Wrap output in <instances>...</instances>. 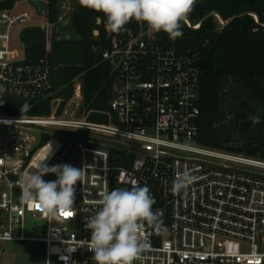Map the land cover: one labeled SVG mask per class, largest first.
I'll use <instances>...</instances> for the list:
<instances>
[{"label": "built area", "instance_id": "built-area-1", "mask_svg": "<svg viewBox=\"0 0 264 264\" xmlns=\"http://www.w3.org/2000/svg\"><path fill=\"white\" fill-rule=\"evenodd\" d=\"M71 11L70 0H63L54 24L45 11L46 59L29 63L13 46L12 34L18 25L33 24L30 14L0 10V99L39 100L51 94L47 56L56 25L66 22ZM103 59L113 83L108 112L84 111L81 118L68 119L57 114L60 99H55L49 116L0 115V245L40 241L45 264L53 259L96 264L86 244L91 236L86 224L99 208L96 202L105 190L139 184L149 187L153 211L163 212V231L146 227L149 248L134 264H264V159L197 142L198 52L140 23L138 30L113 37ZM81 87V82L75 85L79 100ZM91 112L107 114L108 123L88 122ZM32 128L41 137L57 129L66 132L78 152L79 169L86 171L75 188L74 205L54 217L37 202L20 198L17 181L28 172L26 160L39 145L29 133ZM62 147L59 142L58 152ZM184 170L197 179L186 192L174 194L172 182Z\"/></svg>", "mask_w": 264, "mask_h": 264}, {"label": "trees", "instance_id": "trees-1", "mask_svg": "<svg viewBox=\"0 0 264 264\" xmlns=\"http://www.w3.org/2000/svg\"><path fill=\"white\" fill-rule=\"evenodd\" d=\"M18 1L2 0L0 10H13ZM45 1L47 21L57 23L63 0ZM70 1L69 23L56 25L47 56L53 70L51 94L39 100L3 97L0 115L49 116L55 99H60L57 114L61 115L74 96L78 79L82 86L80 112L109 111L113 83L103 53L113 37L138 30L140 23L132 21L120 33H111L105 28L102 13L82 7L79 0ZM212 13H218L226 23L221 25ZM188 20L191 26L184 21L183 36L174 41L199 54L201 113L197 142L264 159V0H197ZM159 34L171 40L166 33ZM25 103L29 108L21 113ZM253 115L260 117L258 124L249 119ZM50 133L41 137L32 154L48 143Z\"/></svg>", "mask_w": 264, "mask_h": 264}, {"label": "clouds", "instance_id": "clouds-1", "mask_svg": "<svg viewBox=\"0 0 264 264\" xmlns=\"http://www.w3.org/2000/svg\"><path fill=\"white\" fill-rule=\"evenodd\" d=\"M79 3L102 13L106 18L105 28L111 33H120L127 24L136 21L146 24L154 33L164 32L175 40L183 36V22L194 10L197 0H79ZM28 108L27 103L23 104L21 113ZM249 119L254 124L260 122L258 115ZM51 154L52 147L48 155L37 162L35 171L22 173L17 183L24 203L37 202L42 212L54 217L74 205L75 185L82 181L86 171L68 164L48 166L46 161ZM46 174L57 178L46 182L43 180ZM196 179L190 171L184 170L173 180L171 191L174 194L186 192ZM96 203L99 208L86 224L91 233L86 244L96 264H134L149 248L143 236L146 227L157 234L163 231V212L153 211L155 200L147 185L105 190Z\"/></svg>", "mask_w": 264, "mask_h": 264}, {"label": "rangeland", "instance_id": "rangeland-1", "mask_svg": "<svg viewBox=\"0 0 264 264\" xmlns=\"http://www.w3.org/2000/svg\"><path fill=\"white\" fill-rule=\"evenodd\" d=\"M70 5L73 3L70 1ZM23 11H27L31 16L33 24H44L45 17H40L36 14L34 8L29 5L28 0H20L13 9L14 14H20ZM190 22V21H189ZM191 24V22H190ZM24 27L23 25L16 26L12 34V43L14 47H17L22 51L21 44L18 39L19 30ZM80 83V80H76V84ZM75 84V85H76ZM76 88L74 96L68 102L62 116L68 119H79L82 117L81 113V101L76 98ZM68 132V131H67ZM76 132V131H75ZM29 133L35 138V145H38L41 141V131L32 128ZM66 132L61 130H55L50 133L48 143L55 139L62 143V149L57 152L56 156L48 163V166L68 164L79 169V155L75 147L73 146L72 138L65 134ZM82 134V133H80ZM246 140V139H245ZM47 143V144H48ZM33 158H31L32 161ZM31 161L28 164V172L35 171V167H31ZM56 176L54 174H46L43 176V180L46 182L55 181ZM78 183V182H77ZM77 184L75 185V188ZM34 234V233H30ZM0 264H45V243L40 241H23V242H9L0 245ZM51 264H59L55 259Z\"/></svg>", "mask_w": 264, "mask_h": 264}, {"label": "water", "instance_id": "water-1", "mask_svg": "<svg viewBox=\"0 0 264 264\" xmlns=\"http://www.w3.org/2000/svg\"><path fill=\"white\" fill-rule=\"evenodd\" d=\"M28 3L34 8L38 16H45L47 6L45 0H28ZM212 15L218 16L221 19L218 13H212ZM186 21L189 20L187 19ZM68 23L69 20L64 22L65 25ZM46 33L47 26L45 24H29L19 30L18 39L22 47V55L25 62L40 63L46 59ZM87 121L107 124L109 116L105 113L91 112Z\"/></svg>", "mask_w": 264, "mask_h": 264}, {"label": "bare ground", "instance_id": "bare-ground-1", "mask_svg": "<svg viewBox=\"0 0 264 264\" xmlns=\"http://www.w3.org/2000/svg\"><path fill=\"white\" fill-rule=\"evenodd\" d=\"M49 143L51 144V146L49 145ZM49 143L36 152V154L34 155L31 161V167L32 166L35 167L38 161L43 160L48 155L51 147H52V154L47 159L46 164L48 165V163L53 159L55 154L58 152L59 142H57V140L55 139H52V141H50Z\"/></svg>", "mask_w": 264, "mask_h": 264}, {"label": "snow or ice", "instance_id": "snow-or-ice-1", "mask_svg": "<svg viewBox=\"0 0 264 264\" xmlns=\"http://www.w3.org/2000/svg\"><path fill=\"white\" fill-rule=\"evenodd\" d=\"M62 214L65 215V216H70L71 215L70 212H63Z\"/></svg>", "mask_w": 264, "mask_h": 264}, {"label": "flooded vegetation", "instance_id": "flooded-vegetation-1", "mask_svg": "<svg viewBox=\"0 0 264 264\" xmlns=\"http://www.w3.org/2000/svg\"><path fill=\"white\" fill-rule=\"evenodd\" d=\"M61 33H64V32H61Z\"/></svg>", "mask_w": 264, "mask_h": 264}]
</instances>
